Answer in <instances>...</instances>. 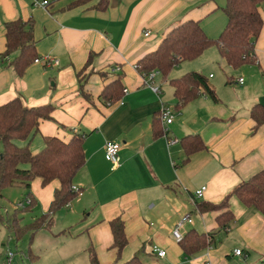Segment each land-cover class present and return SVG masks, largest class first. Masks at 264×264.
<instances>
[{
    "label": "crops",
    "instance_id": "1",
    "mask_svg": "<svg viewBox=\"0 0 264 264\" xmlns=\"http://www.w3.org/2000/svg\"><path fill=\"white\" fill-rule=\"evenodd\" d=\"M37 1L43 0H0V54L6 48L5 24L32 20L40 60L22 78L9 66L14 55L0 61V105L20 97L28 107H54L53 121H41L27 143L33 153L43 149L45 137L68 142L74 133L84 136L86 163L73 182L82 194L54 213L50 224L62 222L56 236L69 240L66 256L82 254L81 263L90 264L88 249L93 247L101 264L115 263L110 222L121 218L128 239L122 263L142 251L143 264H263V215L232 196L229 205L236 221L217 232L216 218L225 210L202 213L198 206L220 204L239 184L264 171V126L254 131L250 118L255 104L264 105V26L255 45V64L232 69L218 52L217 64L229 72L225 87L216 74L206 72L203 62L209 55L190 65L188 72L209 76L219 101L202 95L178 111L170 80L187 72L180 74V69L167 79L158 73L152 81L159 88L156 93L136 64L187 20L199 21L206 35L217 39L227 25L226 0H110L102 12L96 9L100 0L82 6H72L78 0H46L48 8ZM260 13L264 19V3ZM91 54L92 62L83 72ZM246 67L258 72L251 75L253 83L242 76L234 78ZM80 72L91 103L80 93ZM119 75H124L121 101L103 105L99 100L103 88ZM259 79L260 89L255 86ZM165 109L173 121L168 125L163 121L166 134L155 138L153 117ZM188 135H199L205 150L184 162L181 139ZM107 142L121 144L116 169L106 160ZM203 187V196L197 198L195 193ZM59 188L57 180L46 187L40 179L33 181L34 204L29 211L38 208L41 213L35 220L49 212ZM187 215L193 223L183 226V236L193 229L217 232L211 246L189 257L173 236L177 223ZM47 230L32 234L31 245L36 235ZM153 246L163 249L165 257L153 253ZM237 250L241 256L235 255ZM41 262V256L34 257V264Z\"/></svg>",
    "mask_w": 264,
    "mask_h": 264
},
{
    "label": "trees",
    "instance_id": "2",
    "mask_svg": "<svg viewBox=\"0 0 264 264\" xmlns=\"http://www.w3.org/2000/svg\"><path fill=\"white\" fill-rule=\"evenodd\" d=\"M93 0H78L72 6L86 5ZM110 0H100L97 11H105ZM264 0H226L223 12L227 16V25L217 39L209 38L199 21L187 20L171 29L153 52L143 56L136 64V69L144 78L151 72H158L167 79L172 70L180 63L200 58L208 49L217 48L223 62L232 69H240L257 62L255 45L264 26V19L260 8ZM71 6V7H72ZM6 48L0 54V61L13 56L9 62L19 78H22L27 69L39 60L37 44L33 34V21L15 20L5 24ZM94 54H91L83 72L90 66ZM78 74L80 93L91 103V96L84 90L85 76ZM105 76V75H102ZM124 75L106 85L99 100L103 105H114L121 101L124 94ZM176 100V110H182L189 103L202 95L209 96L214 102L219 98L209 83V79L200 72L191 71L183 76L170 80ZM54 107L51 104L28 107L20 97L6 104L0 105V198L3 190L15 186L26 189V199L30 204L16 212L29 211L34 204L31 185L34 180L40 179L42 186L51 182H60V188L55 191L54 200L46 215H42L33 223L22 226L21 219L15 214L11 218L8 214L6 226L16 241L28 232L34 234L40 229L48 228L52 216L58 210L69 205L78 198L73 190L76 175L85 166L84 136L74 133L66 142L58 137H45L44 147L38 153H33L29 144L20 146L18 141H29L36 134L41 121H53ZM250 118L254 122L256 131L264 126V105L255 104L250 111ZM152 131L155 138L166 134L163 127L162 112L155 114L152 120ZM188 162L190 157L205 150V144L199 135H188L181 139ZM235 196L248 209H254L264 216V171L258 172L250 179L239 184L220 204L200 203V212L223 211L216 218L218 231L228 229L236 217L230 210L229 201ZM1 211V205H0ZM0 220L2 217L0 215ZM113 236V249L117 259L113 264H143L141 255L136 254L129 261L122 263L121 257L128 245L125 232V222L116 218L110 222ZM216 233H199L196 230L188 231L179 241L185 256L189 257L211 246ZM90 264H101L93 247L88 249ZM264 264V263H263Z\"/></svg>",
    "mask_w": 264,
    "mask_h": 264
},
{
    "label": "rangeland",
    "instance_id": "3",
    "mask_svg": "<svg viewBox=\"0 0 264 264\" xmlns=\"http://www.w3.org/2000/svg\"><path fill=\"white\" fill-rule=\"evenodd\" d=\"M209 52H206L201 58L197 60H193L192 62H185L181 64L178 68H175L172 70V72H176L180 69H183V73H188V67L190 65H197L198 63H201L205 59V57L208 56V59L206 58V61L203 62V65L205 67H208L206 69V72L208 74L214 73L216 74V80L218 82L224 81L227 76L229 75V72L227 70H223L218 64V51L217 48H210L208 49ZM212 51H215L217 54L214 56ZM252 67H246L242 69V71H238L237 74L234 75V78H238L239 76H242L246 79V82L253 83L251 80V75H257L258 72L256 69ZM171 72V73H172ZM242 73V74H240ZM205 75L204 73H202ZM261 74V73H260ZM208 79L209 76L205 75ZM210 84L211 79H209ZM225 81L223 82V87ZM262 84V80L259 79V81H256V88L260 89ZM234 85V84H233ZM27 141H18L17 144L20 146H24L27 144ZM0 150H2V144L0 143ZM27 191L22 186H15L11 188H7L3 190V197L0 198V205H1V211L0 215L2 217V220H0V264H34V257L35 256H41L42 262L41 264H83L81 263V260L84 259L82 254H79L75 257H68L66 256L67 253V247L68 241L65 238H58L56 235L59 232V228L62 225V222L60 220H55V224L49 226V230L41 232V234L36 235L35 242L33 245H31V235L32 232L26 233L21 240L16 241L13 234H11L6 226V220L7 216L9 214L10 218L17 214L19 219H21L22 226L27 225L31 223L35 218L40 216V210L38 208L32 209L29 212H24L20 210L19 212H16L18 210V205L25 203ZM24 209V208H23ZM63 215L59 214V217ZM55 236H53V235ZM9 253L13 254V257H9ZM264 261V260H263Z\"/></svg>",
    "mask_w": 264,
    "mask_h": 264
},
{
    "label": "built area",
    "instance_id": "4",
    "mask_svg": "<svg viewBox=\"0 0 264 264\" xmlns=\"http://www.w3.org/2000/svg\"><path fill=\"white\" fill-rule=\"evenodd\" d=\"M36 4L42 8H48L49 6V3L48 1L46 0H43V1H37ZM148 35V34H147ZM36 63H39L40 60H36L35 61ZM57 64V63H56ZM158 74V72L156 71H153L151 72L147 77H145V81H146V85L150 87L151 90H153L154 92H159V88L158 87H155L153 86L152 84V81L153 79L155 78V76ZM240 83H243V79H240ZM162 112V119L163 121L168 125V124H171L172 121H173V116L171 114L170 111L168 110H163L161 111ZM166 132V130H165ZM121 150V144L120 143H116V142H107L106 145H105V157H106V160L112 165V168L113 169H116L119 164H120V157H119V152ZM73 190L75 192H77V194L80 196L82 193L80 190H78L77 188L73 187ZM206 188L203 187L202 189L198 190L196 193H195V196L197 198H201L205 192ZM30 204V200L27 199L25 201V203L23 204H19L18 205V208L19 209H23L25 208L27 205ZM186 223H189V224H192L193 221L191 219V216L190 215H187L185 217H183L176 225V228L174 229L173 231V236L175 238V240H177L178 242L182 240V237L183 235L181 234L180 230L183 228V226L186 224ZM152 252L157 254L159 257L163 258L165 257L166 255V252L159 248L158 246H153L152 247ZM235 255L237 256H241L242 255V251L240 250H237L235 251ZM9 257H13V254L9 253L8 255ZM8 264H10V262H8Z\"/></svg>",
    "mask_w": 264,
    "mask_h": 264
},
{
    "label": "water",
    "instance_id": "5",
    "mask_svg": "<svg viewBox=\"0 0 264 264\" xmlns=\"http://www.w3.org/2000/svg\"><path fill=\"white\" fill-rule=\"evenodd\" d=\"M264 262V261H263Z\"/></svg>",
    "mask_w": 264,
    "mask_h": 264
}]
</instances>
